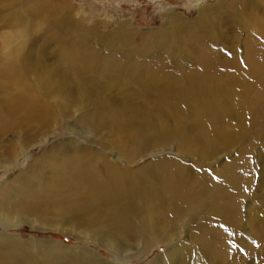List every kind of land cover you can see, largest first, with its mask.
Returning <instances> with one entry per match:
<instances>
[{
    "label": "bare ground",
    "instance_id": "obj_1",
    "mask_svg": "<svg viewBox=\"0 0 264 264\" xmlns=\"http://www.w3.org/2000/svg\"><path fill=\"white\" fill-rule=\"evenodd\" d=\"M72 10L68 0H0L9 28L0 33V169L25 166L51 143L0 188V226L79 219L122 264L131 238L144 240L143 256L166 247L154 264H246L253 255L264 264V159L260 169L255 156L264 137V0H221L194 21L169 14L164 30L141 35L129 53L141 67L94 56L97 31L77 27ZM58 15L59 33L75 37L63 36L71 48L50 60L47 22ZM127 26L118 22L99 43L126 51L135 38ZM173 148L175 157L128 168ZM181 237L188 245L174 243ZM14 244L0 239V264H22Z\"/></svg>",
    "mask_w": 264,
    "mask_h": 264
},
{
    "label": "rangeland",
    "instance_id": "obj_2",
    "mask_svg": "<svg viewBox=\"0 0 264 264\" xmlns=\"http://www.w3.org/2000/svg\"><path fill=\"white\" fill-rule=\"evenodd\" d=\"M68 1L73 6V21L76 24L79 23L76 25L73 21H70L71 26L76 25L77 27L89 30L90 32L97 31L96 33L98 36L102 38L104 37L103 39H105V37L110 38L114 36L119 22L128 25L127 32H129L132 37H135L133 43L126 51H117V54H112L110 49L102 46L99 43L98 37L94 39L89 46L92 51L90 49L89 50L94 56L98 55L103 62L110 58H114V60L118 63L127 61L126 66L137 63V65L141 67V58L140 60H132V56L129 55V53H138V47L141 45V35L153 36L158 31L164 30L165 28L162 27H164L165 22H167V16L169 14L175 15L176 13L183 16L184 20H197L201 9L207 6L211 7L216 2L221 0ZM5 15L6 14H4L3 17L0 16V18H5ZM172 15L170 17H172ZM28 19L31 20L30 18ZM62 23L63 19L60 15L49 17V21L47 22V27H49L52 31V39H49L52 44L49 48L51 56L50 60H53L56 54L64 51V47H67L68 49L71 48L69 45L70 41L68 39H64L63 36L65 38L75 37L72 33H67L68 31H66L68 34H66V36L59 33V27L63 26ZM6 29L8 30L9 28H5V26L0 25V33L6 31ZM53 35L55 36L53 37ZM242 37L241 40H243ZM56 39H60L61 41H57ZM58 42V45L55 44ZM58 48L61 50L58 51ZM124 57H127V60H125ZM51 63L55 64L53 61ZM173 66L182 67L181 69L185 72H188L191 68V65H187V67L177 65ZM29 78H36V74L32 73ZM9 139V137L4 138V140ZM50 144L51 143H48L42 147L32 150V156L27 161L25 166L21 161L16 168L10 171L4 172L0 169V188L4 186L5 182L9 183L15 179L20 169H26L33 163V159H37L41 152L46 150ZM236 150H239V148H236ZM236 153V151H233L230 154L224 155L219 160V165L233 158ZM169 155L173 157L178 155L175 148L172 150H158L155 153L147 152L139 157L137 163L129 165L128 168L130 170H134L141 167L142 169L152 160L157 161L165 159ZM255 156L257 158L256 162L258 164V168H260V164H262L261 160L262 158L264 159V137H261L256 144ZM14 188H16V186ZM61 219L62 217L59 215L55 216L49 214L41 216L40 218L21 221L15 226H0V239H5V241H8V243L11 244L16 242V244H14L16 246L14 252L18 253L17 255L20 257L18 261L20 262L21 260L22 264H93L95 262L93 255L99 256L103 260H108L114 264H122L121 261L114 260V258L110 256L109 249L102 241L105 237L98 236V234H96L98 229L96 226L79 219L73 220V224L60 222ZM184 236L185 235H183V237ZM183 237L177 239L174 243L188 245L186 241H182L184 240ZM144 246L145 242L143 239H141L140 243L135 238H131L129 240V247L126 249L127 253L122 256V259L125 261L124 263L154 264L156 258L158 256H163L167 251L166 247L162 246L158 249H152L151 253L143 256L142 252L144 250ZM241 252L242 248L239 246L237 250L238 255H240ZM258 257L259 256L257 255L251 256V258L247 260L246 264H257V261L259 260Z\"/></svg>",
    "mask_w": 264,
    "mask_h": 264
}]
</instances>
